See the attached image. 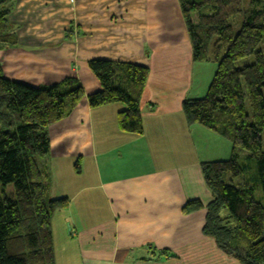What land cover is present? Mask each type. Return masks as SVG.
Returning a JSON list of instances; mask_svg holds the SVG:
<instances>
[{
  "label": "crops",
  "instance_id": "obj_1",
  "mask_svg": "<svg viewBox=\"0 0 264 264\" xmlns=\"http://www.w3.org/2000/svg\"><path fill=\"white\" fill-rule=\"evenodd\" d=\"M11 22L19 44L1 53L0 61L5 76L11 75L16 81L43 87L77 77L87 96L101 89L88 69L91 60L148 66L153 74L141 105L143 135L119 130L118 114L123 105L91 110L87 97L68 118L49 128L51 150L45 164L50 196L69 199L67 214L59 212L54 217L60 222L57 238L53 228L54 245L56 239L69 245L76 236L79 264H242L220 250L205 231L206 212L214 199L204 182L201 164L220 159L197 158L186 164L178 160V152L191 141V135L203 128L187 125L183 115L185 96L199 98L202 87L201 80L193 75L191 45L179 1L16 0ZM72 28L73 38L67 39L66 32ZM171 56L176 57V63L169 60ZM154 66L167 67L175 76L190 80L189 87H178L183 82L175 77V83H169L166 75L152 70ZM206 132L214 138L208 140L217 145L216 157L232 152L226 139ZM179 143L183 145L180 149ZM167 156L177 165L164 166ZM77 160L78 169L84 167L96 181L88 175L76 188L58 178V173L74 161L76 167ZM74 172L79 175L78 170ZM93 191L108 210L99 211L102 220L92 219L102 224L79 230V225L90 219L85 201L92 199ZM80 200L84 201L73 212L71 207ZM106 212L110 214L105 219ZM241 225L253 238L264 235L263 219L258 214ZM139 250L151 255L174 252L179 257L163 261V254H159L155 261V256H137ZM61 252L68 257L66 248ZM57 255L55 250V264Z\"/></svg>",
  "mask_w": 264,
  "mask_h": 264
},
{
  "label": "trees",
  "instance_id": "obj_2",
  "mask_svg": "<svg viewBox=\"0 0 264 264\" xmlns=\"http://www.w3.org/2000/svg\"><path fill=\"white\" fill-rule=\"evenodd\" d=\"M179 1L194 61L207 62L212 56L217 62L206 95L183 103L185 121L232 144L228 159L201 164L214 199L205 231L242 264H264V235L253 238L241 225L257 214L264 224V0ZM11 3L0 0V51L18 46L8 21ZM73 33V28L67 31V38ZM88 64L101 86L87 95L90 109L121 104L119 130L143 135L140 103L148 69L107 60ZM85 96L76 77L33 87L8 80L0 63V264H55L52 222L69 199L50 196L45 164L51 150L49 128ZM241 151L247 153L243 158ZM9 185L13 195L7 193ZM259 188L261 201L256 198Z\"/></svg>",
  "mask_w": 264,
  "mask_h": 264
},
{
  "label": "rangeland",
  "instance_id": "obj_3",
  "mask_svg": "<svg viewBox=\"0 0 264 264\" xmlns=\"http://www.w3.org/2000/svg\"><path fill=\"white\" fill-rule=\"evenodd\" d=\"M179 1V0H178ZM15 2H16V0H12V3L8 6L9 7V9H10V14H9V24L12 26V28H13V31L15 32V36H16V38H17V42H18V44H19V40H18V36H17V34H16V27H15V25L11 22V16H12V14H13V12H14V9H15ZM179 6H180V1H179ZM180 10H181V6H180ZM181 14H182V11H181ZM183 16V15H182ZM185 21V20H184ZM231 22H233V21H231ZM241 21H238L237 22V24H239ZM186 24V23H185ZM71 26H73V25H71ZM187 28V27H186ZM66 34H67V32H66ZM187 34H188V37H189V33H188V29H187ZM66 38H67V36H66ZM72 38H73V35H72ZM71 38V39H72ZM68 39V38H67ZM189 44L191 45L190 47H191V51H192V56H191V58H192V61H193V67H194V70H193V75H195V78H197V79H199V80H201V87H202V89L200 90V95H199V98H201V97H203V96H205L206 95V93H207V91H208V88H209V86H210V84H211V82H212V79H213V77H214V75H215V72H216V69H217V62L215 61V59L211 56V57H209L208 59V61L207 62H195L194 61V59H193V47H192V44H191V40H190V37H189ZM16 47H14V48H4L3 50H1L0 51V54L1 53H5V52H7V51H9V50H13V49H15ZM225 52H223V54H224ZM171 58H174V59H171ZM171 58L169 59V60H172L174 63H176V57L175 56H171ZM91 61H93V60H91ZM107 61H109V60H107ZM90 62V61H89ZM88 62V63H89ZM111 62H116V61H111ZM0 63H1V61H0ZM127 63V62H126ZM2 64V63H1ZM132 64H134V63H132ZM154 64H156V63H154ZM158 65L160 64V63H157ZM156 64V65H157ZM168 64H169V61H168ZM136 65H138V64H136ZM2 66H3V64H2ZM140 66H142V67H146L147 69H148V71H149V75H148V80H147V85H148V81H149V78H150V76L151 75H153L152 73H151V69L148 67V66H143V65H140ZM167 66V65H166ZM191 67V65H189V68ZM161 67H157V66H154V67H152V70L154 69V70H156V73H162V75L163 76H165V79H167L168 80V82L169 83H171V84H174L175 83V79L173 78V77H175V78H177V82H183V83H181V84H179L178 85V87H182L184 90H186L188 87H189V81H188V79H182V78H180V77H177V76H175L173 73H172V70H169L167 67H165L164 69H160ZM175 68V67H174ZM173 68V69H174ZM88 69H89V64H88ZM90 70V69H89ZM3 72H4V68H3ZM4 75H5V72H4ZM94 76V75H93ZM8 80H10V81H15V82H19V81H16L14 78H13V76H5ZM71 77V76H70ZM95 77V76H94ZM68 78V77H67ZM77 78V77H76ZM65 79V78H64ZM63 79V80H64ZM78 79V78H77ZM79 80V79H78ZM62 81V80H61ZM61 81H59V82H57V83H55V84H53V85H56V84H58V83H60ZM166 82V81H165ZM20 83H23V84H26V85H30V86H33V87H41V86H34V85H31L30 83H25V82H20ZM168 83V84H169ZM183 84V85H182ZM147 85H146V88H147ZM166 85H167V82H166ZM49 86H52V85H49ZM49 86H43V87H49ZM184 86H186V89H185V87ZM146 88H145V90H146ZM170 88H166V90L167 91H170L169 90ZM199 90H197V92H198ZM144 93H145V91H144ZM144 93H143V96H144ZM182 93V92H181ZM143 96H142V99H143ZM181 96V98H183V96H185V95H180ZM190 96V95H189ZM189 96H185V99L183 100V102L182 103H184L187 99H192L191 97H189ZM85 97H87V96H85ZM84 97V98H85ZM83 98V99H84ZM82 99V100H83ZM81 103V102H80ZM79 103V104H80ZM78 104V105H79ZM78 105H77V107H78ZM141 105H142V100H141V103H140V109H141ZM183 105V104H182ZM76 107V108H77ZM75 108V109H76ZM75 109H74V111H75ZM73 113V112H72ZM71 113V114H72ZM70 114V115H71ZM69 115V116H70ZM141 115H142V111H141ZM69 116H67L66 118H68ZM65 118V119H66ZM64 119V120H65ZM142 119H143V117H142ZM63 121V120H62ZM195 126V125H194ZM197 126H199V125H197ZM201 131L202 132H196V134L195 135H191V138H189L191 141H188V142H186V144H185V147H183V145L181 146L180 145V143H179V149H180V147H183L184 148V150L182 151V149L180 150V152H178V154L180 155V157L178 158V160L180 159V160H184L185 161V164L186 163H189V162H192L193 160H195V161H197V158H199L198 159V161L199 160H201V161H205L207 158H218V159H220V160H225V159H228L230 156H231V153H229L228 155H226V156H224V157H216L215 155H216V147H217V145L214 143V142H210L208 139L210 138V139H212L213 137H210L209 135H207L206 133V131L207 130H205V129H203V128H201ZM203 133V134H202ZM180 134H182V133H180ZM50 136V135H49ZM216 137H220V136H216ZM188 138V137H187ZM214 139V138H213ZM184 142L186 141V139H184L183 140ZM228 141V143H230V145H232L231 144V142L229 141V140H227ZM219 147H221V146H219ZM222 148V147H221ZM229 148L231 149V147L229 146ZM209 150V151H208ZM230 151V150H229ZM240 153V156L243 158V157H245L246 155H247V153L246 152H243V151H241V152H239ZM217 154H219V153H217ZM213 161H217V160H214L213 159ZM174 159H169V157L167 156V159H164L163 160V164H164V166H167V167H169V168H171L172 166H176V165H174ZM207 162H210V161H207ZM74 163H75V161H74ZM74 163H73V165L72 164H69V168L67 169L66 168V170L65 171H63V173H58V178L60 179V178H62V180H66V181H68V182H72L73 184H74V186L77 188L79 185H82L83 183H84V178H87L88 177V175L90 174L89 173V171H86L85 169H84V167L82 168V167H80V169H78L79 168V166H77V167H75L74 166ZM180 164H182V163H180ZM78 170L79 171V175H77V174H75V172H74V170ZM77 173V172H76ZM89 179L92 181V182H94V181H96V177L92 174V175H89ZM7 193L9 194V195H13L14 194V186L13 185H9L8 187H7ZM57 193V192H56ZM92 194H93V197H92V199H89L88 201H85L86 202V207H85V209L87 210V212H86V217L87 218H90V219H88L87 221L85 220V221H83L80 225H79V230L82 228V226H85L86 228H89V227H91V226H95V225H100V224H102L101 222L102 221H97L98 219H95L96 220V222H94V221H92V219L93 218H95V217H100V219L102 220V216H101V214H100V216H99V211H101V212H105V211H107L108 209H107V206L105 205V203H103V202H101L99 199H98V197H97V193L96 194H94L95 192L93 191V192H91ZM90 194V193H89ZM100 195H101V197H102V194H101V192H100ZM262 190L259 188V189H257V191H256V198L259 200V201H261L262 200ZM102 199H103V197H102ZM84 200H80V201H78V203H76V204H74L72 207H71V210L73 211V212H75V211H77V205L79 204V203H82ZM214 202V201H213ZM68 205H69V203H68ZM65 209H67V208H64V209H62V210H60L59 212H65ZM58 212V213H59ZM57 213V214H58ZM67 214V212H65L64 213V215H66ZM109 214L110 213H108V212H106L105 213V215H104V217H105V219L106 218H108L109 217ZM57 216V215H56ZM55 216V217H56ZM67 218L68 219H70L69 218V216H67ZM55 219V218H54ZM53 219V222H52V228H54V230H55V236H56V238H57V231H58V226H59V221H58V219L56 220H54ZM104 222H106V221H104ZM63 223H65V220H63ZM206 223V222H205ZM66 224H68V222L66 223ZM70 224L72 225V222H70ZM71 230L74 232V229H73V227L71 226ZM76 230V229H75ZM72 231H70L69 232V235H70V233L72 234V236H74L73 235V233H72ZM207 233V232H206ZM54 235V234H53ZM71 236V235H70ZM75 241L73 240H70V242L68 243L69 245H67L66 244V242L65 241H60V239H56L55 240V245H54V247H55V250H56V252L59 254V255H57L58 256V264H79L80 263V261H81V259H80V257H79V254H81V252L79 251V249H78V246H77V249H76V236H75ZM218 247V246H217ZM61 248H66L67 249V252H68V257L67 258H64L63 256H64V254L62 255V252H61ZM219 248V247H218ZM147 249V248H146ZM150 250V249H149ZM155 252V251H154ZM164 253H167L166 251H164ZM152 254V253H151ZM151 254H147V253H144V252H142V251H138V253H137V256H139V257H141V256H146V257H152V256H155L154 258H153V260H155V261H158V259H159V257H160V255L159 254H161L160 252H157L156 254H154V255H151ZM167 257L168 258H171V259H173V258H178L179 256L176 254V253H174V252H169V254H164V255H162L161 256V260H163V261H165L166 259H167ZM67 260H69V263H65ZM148 260H151L152 261V259H147V261ZM143 261H145V260H143Z\"/></svg>",
  "mask_w": 264,
  "mask_h": 264
}]
</instances>
